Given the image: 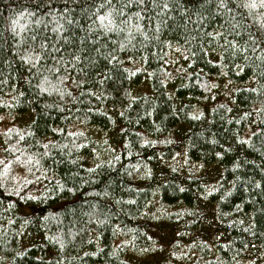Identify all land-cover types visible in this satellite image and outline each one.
<instances>
[{"label": "trees", "instance_id": "16d2710c", "mask_svg": "<svg viewBox=\"0 0 264 264\" xmlns=\"http://www.w3.org/2000/svg\"><path fill=\"white\" fill-rule=\"evenodd\" d=\"M0 264H264V0H0Z\"/></svg>", "mask_w": 264, "mask_h": 264}, {"label": "rangeland", "instance_id": "374dc122", "mask_svg": "<svg viewBox=\"0 0 264 264\" xmlns=\"http://www.w3.org/2000/svg\"><path fill=\"white\" fill-rule=\"evenodd\" d=\"M27 120H28V118H26V117L21 119V121H23V122H26Z\"/></svg>", "mask_w": 264, "mask_h": 264}]
</instances>
